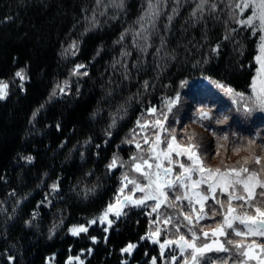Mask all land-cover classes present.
<instances>
[{
    "label": "trees",
    "instance_id": "trees-1",
    "mask_svg": "<svg viewBox=\"0 0 264 264\" xmlns=\"http://www.w3.org/2000/svg\"><path fill=\"white\" fill-rule=\"evenodd\" d=\"M152 3L159 14L149 20L148 0H0V81L8 85L0 99V264H81L77 257L83 264H152L154 257L169 264L171 252L142 239L152 224L147 206L124 207L107 232L103 223L89 224L121 185L122 167L107 165L114 156L130 158L137 120L149 108L165 112L179 92L182 114L189 103L215 102L202 97L207 88L250 95L260 32L239 22L252 13L236 8L241 0ZM21 70L23 80L15 75ZM222 96L258 124L246 133L253 128L256 144H264V111L245 112L244 103ZM185 117L176 132L182 141L199 124ZM199 132L204 153L217 158H207L213 168L249 156L215 155L214 138ZM77 224L88 231L72 235ZM129 244L136 247L123 252Z\"/></svg>",
    "mask_w": 264,
    "mask_h": 264
},
{
    "label": "snow or ice",
    "instance_id": "snow-or-ice-1",
    "mask_svg": "<svg viewBox=\"0 0 264 264\" xmlns=\"http://www.w3.org/2000/svg\"><path fill=\"white\" fill-rule=\"evenodd\" d=\"M100 2V0H98ZM241 13L245 9L251 8V15L239 21L241 24L254 25L258 22L260 29L264 31V0H241L236 5ZM148 9L146 16L149 20L155 18L159 14L158 7L148 0ZM146 31V29H144ZM140 36V33L136 34ZM123 39V37H121ZM143 39L147 40V36ZM75 48V44L72 45ZM261 55L256 59L260 63V70L257 76L261 77V71H264V36L261 37L260 44ZM84 65H77L74 69L75 74H81L79 69ZM17 77L24 79L23 70L15 74ZM83 75H87L84 72ZM223 91L232 96L236 102L244 101V111L251 112L254 109L264 111V77L257 80L254 79L250 85L251 94L245 97L244 93L236 92L231 87L218 85ZM8 85L0 81V99L7 96ZM64 88H60L63 93ZM180 101V95L177 93L175 98L166 101V111L151 122V127L155 129L153 135L143 137L142 142L133 139L128 143H134L137 154L130 157L131 166L129 171L139 174L143 183L135 176L130 177L128 172L122 176L119 195L116 197L114 204L110 203L106 210L96 220L90 221V224L106 223L108 227L105 232L112 226L113 220L109 219V215L119 218L123 215V208L131 205L149 206L148 202L152 201L154 206L151 211L157 213V219L154 224H163L164 226L172 225L177 231V239L165 240L160 244L161 254H163L166 245H175L179 248L182 256H184L183 264H209L208 253H227L228 258H221L219 264H264V243H257V239L264 240V155H257L255 152L256 140L248 139L246 141H232V151L238 154L241 150L248 151L250 156L243 157L242 160L234 164L228 165L221 162V166L211 167L206 163V158L201 154L200 145L196 142L195 134L188 135L182 133L187 143H181L177 140L175 128H168L169 114L173 113V109ZM249 102L251 107H249ZM149 113L155 115L156 109H149ZM214 117L210 110L204 108L197 109V122L213 121ZM228 117L223 116L216 118V124H224ZM175 119L173 123H176ZM116 123L113 119V125ZM110 126V127H112ZM137 126L144 131L149 124H141L137 121ZM167 134L166 137L163 134ZM109 136L111 132L108 133ZM216 137V132L211 133ZM235 137V133H233ZM217 140L229 142V136L224 134L216 137ZM147 145V147H142ZM164 145V147H161ZM99 147V146H97ZM225 144H218L215 155H219V148ZM264 151V144L259 146ZM177 159H173V156ZM179 157H186L187 163L181 161ZM26 159L31 162L33 157L28 156ZM255 164L256 168L250 165ZM124 166L123 161L114 156L107 165L109 170ZM131 185L130 194L123 195L126 189ZM52 190L56 191L58 184H53ZM139 192L142 195L135 198V194ZM173 196L169 198V193ZM220 197H225L221 199ZM209 201L212 202L209 205ZM187 205L188 211H184L183 205ZM161 207L170 208L176 211L175 215H162L159 210ZM151 215V213H149ZM219 216L221 219L211 232L201 227V221L205 219H215ZM187 229L189 235L180 232V228ZM161 228L157 227L155 233H151L149 237L158 235ZM88 228L81 225L70 229L72 235L86 233ZM240 239H229V234ZM95 242V237L92 238ZM155 242V241H154ZM136 245L129 244L122 249L123 252L130 253ZM187 253V255H184ZM235 254V255H233ZM11 259V257L9 258ZM77 259H79L77 257ZM177 258L172 257L175 261ZM71 264V260L69 262ZM81 264L83 262L81 261ZM152 264H156L155 257ZM211 264H216L212 261Z\"/></svg>",
    "mask_w": 264,
    "mask_h": 264
},
{
    "label": "rangeland",
    "instance_id": "rangeland-1",
    "mask_svg": "<svg viewBox=\"0 0 264 264\" xmlns=\"http://www.w3.org/2000/svg\"><path fill=\"white\" fill-rule=\"evenodd\" d=\"M252 26H254L255 28H257V29L259 30V32H260L259 49H258V53H257V55H256V57H257V56L261 55V52H260V44H261V37L264 36V31H262V30L260 29V25H259L258 22H255L254 25H252ZM256 63H257V68H256L255 75H254V77H253V80L256 79V80H257V83L259 84V79H260L261 77H264V71H261V77H258V76H257V73H258V70H260V67H261V66H260V63L257 61V59H256ZM253 80H252V82H253ZM251 84H252V83H251ZM216 89H217V88H216ZM179 91H180V90H178V92H179ZM186 91H187V90H186ZM207 91H208L209 93H207V94H203L204 96H202V97H203L204 99H208V98H212V99H214L215 102H214L213 104H209V103H208V104H198V105H195L194 103H189V109H188V112H187L186 114H182V112H184V109L187 108V106H186L185 104H183L181 101H179V103L177 104V106L173 109V113H172V114H169V122H168V124L166 125V127H168V128H175V130H176V132H177V131H178V125L182 122V118H181V117L186 116V117L184 118V120L186 119L185 122L192 121V120H194V119L197 120V109H199V108H204L205 110H210L211 114H212L213 117H214L213 121H203L202 123H203V125H204V126H203V127H204L203 129H204L207 133H209V136H210L211 138H214V140H215V148H216V150H217V146H218V144H225V146H226V148H227V152L225 151V148H224V147L219 148V151H220V152H223V154H224V153H229L230 151H232V147H233V146H232V145H233V144H232V141H233L234 139H235L237 142L246 141V140H248V139H255L254 137H256L257 134L253 131V128H252V132H251V133H246V129H248L250 126H255V125H258V124H255L253 119H250V118H244L243 116H241V117L238 116V115L234 112L235 109H234V107L232 106L231 102H230V101H229V103H228L227 101L224 102L226 96H222L223 89H222V91L217 90V92H216L215 89L213 90V89H209V88H207ZM218 91H219V93H220L221 95L218 94ZM251 91H252V89H251ZM179 93H180V92H179ZM199 95H201V94H199ZM192 96H195V94H193V91L189 92V93L185 96V98L188 99L189 97H192ZM206 96H207V97H206ZM205 97H206V98H205ZM231 97H232V96H231ZM199 99H201V98H198V100H199ZM232 99H234V98H232ZM239 102H240L241 104L244 103V101H239ZM223 103H224V104H223ZM193 104H194V105H193ZM241 106H242V105H241ZM249 107H251V103H250V102H249ZM149 109H151V108H149ZM149 109H148V112H147L144 116L141 117V120H140V119L137 120V121H139L141 124H145V123L149 124V127H147L144 131H141V129L137 126V123H136V126H135V128H134V130H133V133H135V139L138 140V141H141V142H142L143 137H144L145 135L150 136V137L153 135L155 129H153V128L150 126V125H151V122H153L155 119H157V118L160 116V114L162 113V111L156 109V113H155V115H152V114L149 113ZM164 110L166 111L167 109L165 108ZM232 114H233V115H232ZM223 116H227V117H228L227 122L224 123V124H216V123H215V119H216V118H221V117H223ZM232 117H233L234 119H236L237 121L241 122V124H242L241 128H237V126H234V124L232 123ZM174 119H175L176 121H178V122L173 123V120H174ZM194 121H195V120H194ZM195 123H196V122H195ZM198 123L201 125L200 122H198ZM198 123H196V124H198ZM199 124H198V125H199ZM227 124H228V126L230 127L231 130H226V127L223 128V126H226ZM198 125H195V130L193 131V133H197V134H195V136H196V142L199 143L200 141L203 140L199 131L201 130L202 134H204L205 136H206V132H205L203 129H200L201 127L199 128ZM217 126L222 127L223 130H222V131H218V130H216L215 127H217ZM205 128H206V129H205ZM255 128H256V132L259 134V132H260L259 130H260V129L257 128V127H255ZM184 129H186L187 133L190 131L188 127L184 128ZM217 129H219V128H217ZM210 130H212V131H216V137H219V136H222V135H224V134H227V135L229 136V142H225V141H223V140H217V138L214 137V136L211 134L212 131H210ZM133 133L131 134V136H130L129 138L133 139ZM233 133H235V137H233ZM166 135H167L166 133L163 134L164 137H166ZM176 137H177V136H176ZM177 140L180 141L181 143H184V144L187 143V141H182V140H180L178 137H177ZM203 142H204V141H203ZM133 144H134V143H133ZM142 147H145V148H146L147 145H143V144H142ZM161 147H164V145H162ZM210 147H211V146H210ZM215 148H214V149H215ZM257 148L261 149V148L256 144V146H255V150H256ZM205 149H206V146L204 145V150H205ZM200 150H201V152L203 151V145L200 146ZM137 152H138V150L136 149L135 144H134V152H133V154H132L130 157L136 155ZM208 152H209V151H208ZM220 152H219V153H220ZM263 152H264V151H263ZM257 153H258V152H256V154H257ZM201 154H202L203 156H205V158H206V163H207V158H213V157H210V156L206 155V153H204V151H203ZM238 154H239L240 156H243V155H245V154H248V155L250 156V153H249L248 151H244V150H241ZM173 159H177V157H175V155H174V156H173ZM179 159H180L181 161L187 163L186 157H179ZM213 159H217V158H213ZM122 161H123V160H122ZM123 162H124V166H122V176H123V174H124L125 172H128L130 177L135 176L138 180L141 181V183H143V180H142V178L139 176V174H137V173H133V172H130V171H129L130 166H131V161H130V159H129V158H128V159H125ZM209 162H210V160H209ZM121 182H122V178H121ZM120 187H121V185H120L119 188L117 189L113 201L110 202V203L114 204V203L116 202V197L119 195V189H120ZM130 189H131V185L129 186V189H126V190H125V193H124L123 195H128V194H130ZM141 195H142L141 193L137 192V193L135 194L134 199H135V198H139ZM172 196H173V193L170 192V193H169V198H171ZM220 198H221V199H225V197H220ZM110 203H109V204H110ZM109 204H108V205H109ZM211 204H212V202L209 201V205H211ZM108 205H107V206H108ZM148 205H149V206H147V207H148V209H149V213H151V215H152V224H151L150 230H149V232H148V237L150 236L151 233H155V232H156V228H157V227H160V228L162 229L161 232H160L158 235L151 236V238H149V239H150L151 241H153V242H154V241L157 242V243L159 244V248H160V244L163 243L165 240H169V239H177V237H178L177 231H176V229H175L174 227H172V225L164 226L163 224L156 225V224L153 223V221L157 219V213H154V212L151 211V207L154 206V204H153L152 201H149V202H148ZM107 206L104 208V210H103L99 215H97L95 218L89 220V222H90V221H93V220H96L98 217H100V216L102 215V213L106 210ZM130 206H134V205H131V204H130L128 207H130ZM183 207H184V211L187 212V211H188V208H187L186 202H185V204L183 205ZM176 211H178V210H173V209L165 208V207H161V209L159 210V212H160L162 215H175V214H176ZM115 218H116L115 216H113V215H111V214L109 215V219H112V220H113V219H115ZM220 219H221V218H220L219 216H217L215 219H205V220H202L200 226L203 227L204 230L211 232V230L215 228L216 224L220 221ZM98 223H100V222L98 221ZM89 224H90V223H89ZM100 224H102V223H100ZM103 224L105 225V228L108 227L106 223H103ZM81 225H83V226L86 227V224H77V225H73V226H71V227L69 228V232H70V229H71V228H73V227H78V226H81ZM180 232H181V233H184L186 236L189 235L188 232H187V229L184 228V227H181V228H180ZM70 233H71V232H70ZM161 234H164L165 237L162 238V237H161ZM229 236L232 237L233 240H238V239H240V238H238V237H235V236L232 235L231 233L229 234ZM259 241H260L261 243H264V240H262V239H257V243H258ZM160 251H161V249H160ZM168 251L171 252V255L169 256V264H183L184 256L181 255V253H180V251H179V248H178L177 246H175V245H166L163 254H165V252H168ZM213 253H215V254H213ZM221 254H222V252H221V253L212 252V253H208V254H207V257H211V256L213 255V256H216V258H219V256H220ZM184 255H187V253H185ZM233 255H235V254H233ZM173 256H175V257L177 258L175 261L172 260V257H173ZM213 256H212V257H213ZM221 256H222V258H228L229 254L225 253V254H222ZM214 258H215V257H214ZM214 261H216V264H219V260L215 259ZM77 262H78V263H81V260H80V259H77ZM230 264H231V262H230Z\"/></svg>",
    "mask_w": 264,
    "mask_h": 264
}]
</instances>
